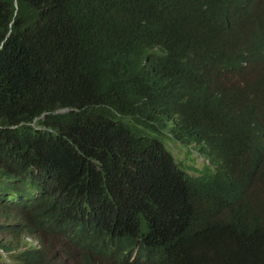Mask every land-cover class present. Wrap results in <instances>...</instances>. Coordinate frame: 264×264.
Listing matches in <instances>:
<instances>
[{
	"label": "trees",
	"instance_id": "16d2710c",
	"mask_svg": "<svg viewBox=\"0 0 264 264\" xmlns=\"http://www.w3.org/2000/svg\"><path fill=\"white\" fill-rule=\"evenodd\" d=\"M0 177L87 199L24 264H264V0H0Z\"/></svg>",
	"mask_w": 264,
	"mask_h": 264
},
{
	"label": "clouds",
	"instance_id": "9594fccd",
	"mask_svg": "<svg viewBox=\"0 0 264 264\" xmlns=\"http://www.w3.org/2000/svg\"><path fill=\"white\" fill-rule=\"evenodd\" d=\"M173 145H178L186 149L187 152L190 150L192 154L189 155L198 159L201 158L203 164L204 159L200 152L199 156L192 147L187 149L179 144ZM178 163L186 167L184 162L178 160ZM36 176L37 171L34 170V177ZM31 180L43 190H38L29 183L22 181L7 182L6 179L0 177V264H24L22 250L28 246L32 249L49 247L47 255L59 258L61 261L65 259L78 260L80 249L69 242L68 239L74 237L69 229L59 228L53 223H48L42 229L32 232L27 217L43 203L42 206L52 202L62 203L71 200L85 205L87 199L71 193L70 189L63 184L46 180L36 182L32 178ZM21 192H27L28 195L24 196ZM126 256L129 262L159 264V260L156 258L146 261L140 257L137 247L126 252ZM94 257L96 256L94 255Z\"/></svg>",
	"mask_w": 264,
	"mask_h": 264
},
{
	"label": "rangeland",
	"instance_id": "374dc122",
	"mask_svg": "<svg viewBox=\"0 0 264 264\" xmlns=\"http://www.w3.org/2000/svg\"><path fill=\"white\" fill-rule=\"evenodd\" d=\"M172 150H173V154L175 155L177 160L184 162L185 166L186 165L187 166H195L194 168L201 169V164H202L201 158L198 159L197 157L195 158V157L189 155V154H192V152L190 150L187 152L186 149L181 148L178 145H172Z\"/></svg>",
	"mask_w": 264,
	"mask_h": 264
}]
</instances>
